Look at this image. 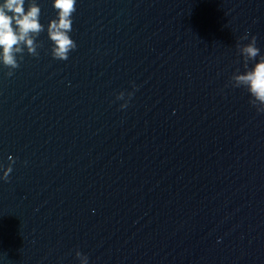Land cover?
<instances>
[{"label": "water", "instance_id": "obj_1", "mask_svg": "<svg viewBox=\"0 0 264 264\" xmlns=\"http://www.w3.org/2000/svg\"><path fill=\"white\" fill-rule=\"evenodd\" d=\"M35 3L38 55L0 63V264H264V113L232 81L264 0H77L66 61Z\"/></svg>", "mask_w": 264, "mask_h": 264}, {"label": "clouds", "instance_id": "obj_2", "mask_svg": "<svg viewBox=\"0 0 264 264\" xmlns=\"http://www.w3.org/2000/svg\"><path fill=\"white\" fill-rule=\"evenodd\" d=\"M77 0H54L53 8L57 11V18L50 21L47 27V35L53 42L52 48L53 59L66 61L69 53L77 47L69 33L72 31L71 17L76 11ZM25 0H3L0 3V63L9 69L7 75L11 77L13 70L19 68V63L15 53L22 52V48L18 45L24 43L28 46L31 55L37 56L35 47H33V34L39 35L44 31V26L39 22L41 9L32 0L25 10ZM247 34L241 37V40H247ZM257 40L253 36L250 43L245 46L238 45L240 54L247 60H254L260 54V49L256 46ZM23 59V56L20 57ZM234 87H244L252 97L250 104L256 108L257 112L264 113V56H260L259 62L254 68L246 71L244 74L232 77ZM132 93H128L131 99ZM125 94L121 92L117 96V100H123ZM127 102L121 105L126 108ZM11 160V157L9 158ZM2 167V166H0ZM9 166L4 171L3 177L7 181L9 174L12 172ZM77 258L81 264H88V258L83 256L79 251L76 252Z\"/></svg>", "mask_w": 264, "mask_h": 264}]
</instances>
